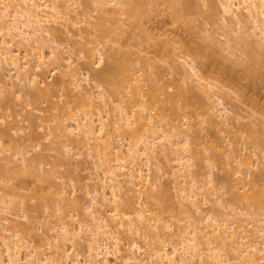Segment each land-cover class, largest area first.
<instances>
[{"label":"rangeland","instance_id":"374dc122","mask_svg":"<svg viewBox=\"0 0 264 264\" xmlns=\"http://www.w3.org/2000/svg\"><path fill=\"white\" fill-rule=\"evenodd\" d=\"M62 1L66 5L67 19L58 18L56 22L46 23L47 28H50L48 31L34 35L30 42L25 41L26 45L19 46L26 52H31L30 57L34 56L32 58L34 62L36 53L44 50L49 54V51L54 49L52 47H56L57 52L61 51L66 54L65 56L72 57V65H69L67 60H65L67 63L62 61L63 59L58 61L59 64L53 60L47 62L48 65L44 66L46 71L43 70L45 73H39L40 76L36 77L40 80L36 85L13 78L12 74L15 76L16 73L12 66H5L12 70L10 71L12 77L6 74L5 77L2 74L4 72L0 70V79L15 81L13 91L11 85L0 83V200L5 197L8 206V214H5L12 220V225L0 220V238L2 236L9 240L13 234L12 239L22 248L23 264H29L27 253L30 252L35 255L38 253L40 256L43 254L52 260L53 264H58L57 259L60 257L62 263L72 264L78 253L82 257L86 255L88 257L91 253L88 242L97 236L99 237L96 239L99 241L92 240V246L100 245L101 242L102 245L105 243L113 249L118 242L122 251L125 247H131L133 240L138 242L143 250L136 252V255L138 257L141 255L140 259L146 260L144 263L147 264L155 249H165L167 245L166 249L169 252L171 246H177L179 251L184 252L185 247H191V244H185L184 239L186 240L187 231L189 236L194 234L192 232L194 223L199 227L196 242L200 243L197 244L199 247L195 245V248L204 249L206 253L207 246L212 245L215 248L217 246L221 248L218 251L224 257L235 262L233 257L237 254L234 250L235 245L243 244L242 248L254 252L259 249L253 248V244L257 245L256 248H263L264 232L261 233L260 229L264 228V46L262 47L263 44L258 41L262 40V37L264 40V35H260L262 31L259 27H256L259 33L257 35V32H254L255 26L252 27V23L247 20L248 16L244 10L240 26L230 23L228 15L226 16V13L223 15L219 0H109L110 2L105 0L109 8L106 13L101 10L100 3L98 2V5L96 0H89L91 5L88 0H61V3ZM46 15L52 19L54 17L48 13ZM223 16L226 18L223 19ZM4 20L6 23L8 19ZM20 20L24 23L29 22L28 17L23 15ZM225 23H228V26ZM23 28L31 31L34 29L26 25H23ZM234 28H237L238 32H233ZM15 32L13 29H0V41L2 35L12 38ZM255 35L257 36L254 37ZM18 39L19 37H16L15 41ZM42 43L45 46H41ZM23 50L22 54L25 53ZM100 50L103 52L101 60L103 62L98 61ZM187 60L193 61L207 81L216 85L212 89L225 98L224 101L231 110L229 111L231 120H228L230 121L228 123L234 125V128L221 122L223 116L220 118L213 116L215 112L211 113L210 106H207L213 100L212 98L208 100L207 92L197 82L192 79L185 82L187 79H183L182 65L186 64ZM55 65L60 67L54 69ZM124 65L126 68L122 67ZM70 75L72 77L77 75V78L74 77V81L69 80ZM125 80L129 83L127 84ZM47 83L53 91L49 102L51 105L48 103L49 98L36 91ZM76 83H79L78 88ZM31 91L38 93L33 94ZM79 91L84 92V96ZM102 95L106 96L107 103L110 102L106 103L107 107L103 106L105 97ZM122 106L125 110L128 109L129 114L131 113L132 120L138 117H135L138 109L142 115L149 118L148 121V118L141 115L142 123L132 124L133 127H137H134L135 131L141 124L140 129L144 131L149 129L148 133L145 132L147 134L140 135L146 140L153 138L150 144L155 140L153 145L156 153L150 155L149 172L148 165L144 164L145 160H141L142 164L137 165L140 159L132 158L136 160L134 162L128 159V152L121 150L123 148L127 151L130 142L135 143V140L141 137L140 135L137 137L134 131L133 133L128 131L129 128L133 129L132 125L124 129L116 125L121 131L114 126L115 120H112V117L117 112L115 115L117 119L119 108ZM141 106L143 109H140ZM110 107L111 113L117 107L114 114L110 115ZM97 108L102 110L99 111L105 117L104 121L107 123L109 121L111 126L117 128L112 127L110 130V126H107L109 132L112 131L113 134L115 130L116 133L114 135L110 133L109 136L110 138L113 136V139L111 138L113 145H109L111 149L105 145L106 137L101 139V142H104L100 143L102 148L98 150L95 148L96 145L92 149L88 143L80 142L76 133L68 135L64 131L66 123H71L72 118L95 113L98 111ZM142 110L146 113L144 114ZM167 112H172L170 114L176 117L175 121L180 129L189 133L188 149H184V145H179L181 150L174 149L166 138L159 137L166 134V131H169L170 138L175 140L186 137L184 130L176 132L172 124L168 123L174 118L170 115L171 119L167 117L168 120ZM29 115L30 119L27 117ZM110 118L113 122H110ZM249 125H252L251 131L248 130ZM73 128L74 125L71 123L69 129ZM154 128L156 130L153 132ZM140 129L137 130L139 133L144 132ZM133 134L135 140L132 138ZM163 140L168 144L161 145ZM117 146L118 149L121 148L123 155L127 156V162L119 160L120 163L126 164L125 170L118 172L124 171L127 175L135 168L137 170V166L144 164L143 173L148 172L150 180L148 184V180L145 184L142 183V187L140 185L134 187L132 183L126 182L128 175H122L120 179L123 182L121 181V186L117 190L118 196L112 202L113 205L111 202L105 203L101 196L97 197L99 203L95 209H99L98 214L102 212L100 214L109 220L107 222L112 231V234H106L103 230H109L108 228L101 229L102 233L94 230L99 222L90 215L95 209L89 204L93 196L91 197V193L88 192L102 190L100 182L104 176L102 172L108 167L104 162H107L106 158L111 159L110 154H106L114 150L111 156L115 158L113 156H116ZM163 146L164 148L168 146L166 148L168 153ZM103 147L106 151L109 150L105 154L106 157L100 154L104 150ZM179 153L187 155L184 159L185 165L181 164L182 168L180 164L177 165L178 161L174 160ZM101 155L104 162H101ZM112 160L113 165L118 164L116 159ZM129 161L131 163H128ZM152 182L155 184L151 185ZM191 186L197 195L193 201L195 203L197 201V205L187 198ZM166 188L168 193L171 190L173 194L168 195ZM251 195L257 197L251 199ZM127 201H130L131 205L134 203L137 208L132 205L131 210L129 208L131 205H126ZM112 206H118L114 213L111 212ZM138 208L143 209L141 211H144L148 224L144 223L145 218L139 219ZM115 211L118 216H113ZM209 214L218 221L226 218V226L232 225L227 233L222 231V226L220 227L222 224H219L218 229L215 227L219 222L213 223L211 219L208 222L202 221ZM122 217L127 220L125 222L127 224L128 221L134 222L131 231L125 223L117 224ZM63 223L70 231L62 230ZM79 224L83 226L80 239L79 235L77 236L80 233L76 234L78 230L73 232L77 226L78 229L82 228ZM155 233L159 235L158 238ZM182 234L183 236L185 234V238L181 236ZM225 234L230 235L226 238ZM74 236L76 239H73ZM181 238H184L183 241ZM2 239L0 249L3 257L7 259ZM72 244L75 245L71 246ZM65 250L68 251V257L62 256ZM91 251L95 253L93 249ZM263 251L260 249L259 253L262 254ZM122 253L117 257L110 256L111 264H123ZM205 258L203 262L204 260L196 257L194 264H212L211 258L207 259V256ZM241 258L240 261H243V257ZM246 263L245 261L243 264Z\"/></svg>","mask_w":264,"mask_h":264},{"label":"bare ground","instance_id":"6f19581e","mask_svg":"<svg viewBox=\"0 0 264 264\" xmlns=\"http://www.w3.org/2000/svg\"><path fill=\"white\" fill-rule=\"evenodd\" d=\"M95 1V0H94ZM97 2V4H98V2L100 3V8H101V10L103 11V12H108L109 11V8H108V2L106 3L105 2V0H96ZM109 1V0H108ZM112 1V0H111ZM114 1V0H113ZM158 1V0H157ZM88 2H89V0H88ZM110 2V1H109ZM142 2V1H141ZM87 3V2H86ZM85 3V4H86ZM114 3V2H113ZM116 3H117V1H116ZM140 3V2H139ZM89 4H90V2H89ZM119 4V3H118ZM142 4V3H141ZM143 4H145V3H143ZM91 5V4H90ZM219 5H220V7L222 8V12H223V15L225 14L226 16H227V18L229 17V19H230V23H234L235 25H241V22H242V18H241V14L243 13V11L242 10H244L245 11V15H247L248 16V18H247V20H249L252 24L251 25H253L252 27H254L255 28V30H256V27L258 28L259 27V29L262 31V34L260 33V35H264L263 33H264V0H219ZM65 6V7H64ZM90 7V6H89ZM142 7V6H141ZM66 9V5H65V3L62 1V3H61V0H10V2H7L6 0H0V29L1 30H4L5 28H7L8 30H11V29H13V30H16V32L13 34V37L12 38H7V37H5V35H2V37H1V41H0V70L1 71H3L4 73H2V74H4V76H5V74L6 75H10L11 76V72L10 71H12V70H10V69H8V68H6L7 67V65H8V67L9 66H12L13 68L12 69H15L14 71H15V73H16V75L14 76L13 74H12V76H13V78L15 77V78H19L18 79V81H22V82H27V83H31V84H34L35 83V85L36 84H38V82L40 81V80H37L36 79V77L37 76H40L39 75V73L41 74L42 72H43V70H45L46 71V69H44L45 67V65L47 66L48 65V63L47 62H56L57 61V63L59 64V62L58 61H61V59H63L62 61H65V60H67L68 61V63H69V65L72 63V57L70 56V55H68V56H65L61 51H59V52H57L56 50L57 49H55L56 47H52V48H54V49H51L50 51H49V54H46L45 52H44V50L43 51H41V52H38V53H36V55H35V57H36V59H35V62H34V59L32 60V58L34 57H30L31 56V52L29 51H27L26 52V50L24 49H21V47L19 46L20 44H24V45H26V43H25V41H28V42H30V40L32 39V38H34V35H37V34H41V32H43V31H48L50 28H47V24L46 23H52L51 21H53V22H56L57 21V19L59 18H65V19H67V16H66V14H67V10H65ZM46 13H48V14H50V15H52V17H53V19L51 18V17H49L48 15H46ZM25 16V17H28V20H29V22L28 23H24V22H22L21 20H20V18H21V16ZM243 15V14H242ZM246 16V17H247ZM224 17L225 16H223V19H224ZM8 19L7 20V22H9L10 21V23H5L4 21V19ZM226 18V17H225ZM226 22H228V20L226 19L225 20ZM8 24V25H7ZM35 24V25H34ZM227 24V25H226ZM23 25H26V26H30L31 28L33 27L34 29H33V31H31V30H26V29H24L23 28ZM225 25L226 26H228V23H225ZM237 30V28H234L233 29V32H235ZM259 30V31H260ZM258 30H256V31H254V32H257ZM236 32H238V31H236ZM253 34H256V33H253ZM259 33L257 32V35H258ZM257 35H255L254 37H256ZM16 37H19V39L17 40V41H15V39H16ZM259 38V37H258ZM256 39V38H255ZM262 40H263V37L261 38ZM34 40V39H33ZM229 40V39H228ZM231 40H233V39H231ZM259 40V39H258ZM258 40H256V41H258ZM262 40H260V41H258V42H260L261 44H263L262 45V47L264 46V43L262 42ZM264 41V40H263ZM229 42V41H228ZM258 42H256V43H258ZM231 43H233V41L231 42ZM259 43V44H260ZM234 44V43H233ZM232 44V45H233ZM45 46V44L44 43H42L41 44V46ZM236 45H237V42H236ZM240 45V44H239ZM226 46V45H225ZM238 46V45H237ZM227 47V46H226ZM226 47H225V49H226ZM229 47H231V46H229ZM229 47H228V49H229ZM235 47V46H234ZM240 47V46H239ZM42 49V48H41ZM99 49V48H98ZM236 49V48H235ZM22 50L23 51H25V53H23L22 54ZM230 50V49H229ZM101 51V50H100ZM98 51V55H99V59H98V61L100 60V62H103V61H101L102 60V58H103V52L101 51ZM228 51V50H227ZM230 51H232V50H230ZM62 54H61V53ZM35 54V53H34ZM48 57H47V56ZM49 60V61H48ZM51 60H53V61H51ZM104 60V59H103ZM74 62V61H73ZM186 62V61H185ZM65 63H67L66 61H65ZM98 63V62H97ZM51 64V63H50ZM61 64V63H60ZM64 64V63H63ZM63 64H62V66H63ZM182 64H184V63H182ZM64 65H66V64H64ZM72 65V64H71ZM181 65V64H180ZM6 66V67H5ZM58 67H60V65L58 66ZM58 67H56V65H55V67H54V69L56 68H58ZM117 67V66H116ZM121 67V66H120ZM122 67H125V65L124 66H122ZM178 67V66H177ZM181 67V66H180ZM182 67H183V69H182V73H183V79L184 80H186L185 82H187V81H189V79H192L194 82H197L198 84H199V86L200 87H202L207 93V97L209 98H207L208 100H210L211 98H212V103L210 102V104L208 105L207 104V106H210V109L212 110V111H210L211 113H213V112H215L214 114H213V116H215V117H222L223 116V118L220 120L221 122H223V123H225L227 126H233V128H234V125H232V124H230V123H228V122H230V121H228V120H231L230 119V115H229V111H231L228 107H227V105H226V102L224 101V99L225 98H223L222 96H220L215 90H213L212 88H214V87H216V85L215 84H213V83H211V82H209V81H207V79L202 75V73L200 72V70H199V68H198V66L193 62V61H188L187 60V62H186V64H184V65H182ZM11 68V67H10ZM112 68H114V67H112ZM111 68V69H112ZM126 68V67H125ZM125 68H122V69H125ZM175 68V67H174ZM74 69V68H73ZM72 69V70H73ZM115 69V68H114ZM117 69H118V67H117ZM176 70V69H175ZM180 70V69H179ZM73 71H75V70H73ZM112 71V70H111ZM115 72H116V69H115ZM115 72H111V73H115ZM177 72H178V70H177ZM43 73H45V72H43ZM75 73V72H74ZM73 73V74H74ZM125 72H122V74H124ZM71 74H72V72H71ZM76 74V73H75ZM11 76V77H12ZM17 76V77H16ZM63 76V75H62ZM71 77V79L69 78V80H73L74 81V79L75 78H77V75H75V76H73L72 77V75H70ZM5 77H7V76H5ZM9 77V76H8ZM75 77V78H74ZM13 78H11V80L13 79ZM74 78V79H73ZM124 78L125 79H128L129 80V78L128 77H126V76H124ZM10 79V78H9ZM15 80V79H14ZM191 80V81H192ZM126 81V80H125ZM10 80L9 81H7V79H0V83H4V85H7V86H9V85H11L12 86V91L13 90H15L14 89V87L13 86H15V81H11L10 83ZM119 82V81H118ZM117 82V83H118ZM127 82V84L129 83L128 81H126ZM17 83V82H16ZM40 83V82H39ZM71 83V85L73 84L72 82H69V84ZM80 83V82H79ZM79 83H76V88H78V84ZM82 83V82H81ZM115 83H116V81H115ZM191 83V82H190ZM121 84V83H120ZM188 84V83H187ZM74 85V84H73ZM117 86H119V83H118V85ZM193 86V85H192ZM116 87V86H115ZM190 87H191V84H190ZM10 89H11V87H10ZM33 91H34V89H32ZM11 91V90H10ZM33 91H31V93H38V92H33ZM36 91H39V93H43L45 96H46V98L48 99H50L53 95H52V93H53V91H52V88L50 87V84L49 83H47V84H45V85H43V86H41V87H39V90H36ZM41 91V92H40ZM88 91V90H87ZM212 91H215V92H212ZM80 92V94L81 95H83L84 94V92H82V91H79ZM89 92V91H88ZM88 92H86L85 94L87 95L88 94ZM1 93V92H0ZM79 94V93H78ZM91 93L89 92V95H90ZM103 94V93H102ZM118 94V93H117ZM80 95V96H81ZM37 96V95H36ZM79 96V95H78ZM84 96V95H83ZM92 96V95H91ZM90 96V97H91ZM100 96H101V94H100ZM103 96V95H102ZM205 96V97H206ZM82 97V96H81ZM90 97H87L88 99L90 98ZM103 97H105V99H103L104 100V105L103 106H106L107 107V104H109V103H107V98H106V96L104 95ZM46 99V100H47ZM91 99V98H90ZM89 99V100H90ZM51 101V99L48 101V103ZM88 101V100H87ZM110 101V100H109ZM112 101V100H111ZM89 102V101H88ZM55 104H57L56 102H54ZM90 104L92 103V101H90L89 102ZM107 103V104H106ZM50 104V103H49ZM54 104V105H55ZM111 104L112 105H114L113 104V102H111ZM110 104V105H111ZM51 105V104H50ZM52 106H53V102H52ZM143 106V105H142ZM142 106L140 107V109H143L142 108ZM113 107V106H112ZM118 107H120V106H118ZM98 109V108H97ZM107 109V108H106ZM109 109V108H108ZM112 109H114L115 110V108H112ZM120 109V111H119V115H118V117H117V119L115 118V115H116V110H117V107H116V110L115 111H113V113H111L112 111H111V107H110V115L111 114H114V112H116L115 113V115L113 116L114 117V119H113V117H112V120H115L114 121V126H116V125H118L119 127H121L120 129H122V127H123V129H124V127H130L133 123H135V122H137V123H142V122H140V120H141V118H143V117H146V116H144V115H142V112H140L139 111V109L137 110V112H135V113H137V114H135V117L136 116H138V117H136V119L134 120H132V118H131V113L129 114L128 113V109L127 110H125V108L122 106L121 108H119ZM208 109V108H207ZM91 110V109H90ZM102 112V110L101 109H98V111H96L95 113H91V114H89V113H86L85 115H83V116H81L80 118L79 117H74V118H72V125H74V128L73 129H69V125H71V123H69V124H67L66 123V126H65V128H64V131L68 134V135H71V133H76L77 134V137H78V140L80 141V142H86V143H88L91 147H92V149H94V145H96L95 146V148L96 149H98V148H102V142H104V141H102L101 142V139L103 138L104 139V137H106L107 138V140H105V142L107 141V143H105V145L106 146H108L109 148L111 147V146H109V145H113L112 144V142H113V136L110 138L109 136H111V134H112V131L111 132H109L111 129H112V127H114V126H111L110 124H109V121H108V123H107V121H104L105 120V117L102 115V113L100 112V111ZM136 110V109H135ZM134 110V111H135ZM145 110H146V107H145ZM133 111V112H134ZM139 111V112H138ZM142 111H144V110H142ZM147 111V110H146ZM146 111H144V114L146 113ZM108 112H109V110H108ZM130 112V111H129ZM209 112V113H210ZM150 113V112H149ZM148 113V114H149ZM170 113H172V112H170ZM170 113H168L167 112V114L168 115H166V118L167 117H169L171 114ZM118 114V113H117ZM75 115V114H74ZM134 115V114H133ZM143 117H142V116ZM147 115V114H146ZM165 115V114H164ZM173 115V114H172ZM171 115V116H172ZM30 116L31 115H29V116H27L29 119H30ZM76 116H77V114H76ZM209 116V115H208ZM211 116V115H210ZM224 116H225V119H224ZM150 117V116H149ZM163 117V116H162ZM146 118H148V117H146ZM154 118V117H153ZM170 118V117H169ZM169 118H167L168 120H169ZM172 118H174L173 120L175 121V118L176 117H173L172 116ZM232 118H233V116H232ZM171 119V118H170ZM213 119H214V117H213ZM217 119V118H216ZM224 119V120H223ZM237 119V118H236ZM145 120V119H144ZM143 120V121H144ZM147 120V119H146ZM173 120H169V124L171 125L172 124V126L174 127V129H175V131L176 132H181L182 130H184V129H180V127H179V125H178V123H176L177 121H175V122H173ZM233 120H235V118L233 119ZM139 121V122H138ZM148 121H149V118H148ZM219 121V122H220ZM237 121V120H236ZM110 122H113V121H111V118H110ZM233 122V121H232ZM240 122H242V121H240ZM144 123H147V122H144ZM228 123V124H227ZM235 123V122H234ZM246 124V123H245ZM244 124V125H245ZM249 124V123H248ZM138 125H140V124H138ZM142 125V124H141ZM140 125V126H141ZM149 125V124H148ZM147 125V126H148ZM159 125V124H158ZM237 125H238V123H237ZM107 126L109 127L110 126V130L108 131V128H107ZM138 127V129H140L141 127ZM146 126V127H147ZM150 126V125H149ZM159 126H162L161 124L159 125ZM250 126V125H249ZM252 126V125H251ZM251 126L250 127H248V130L249 131H251L250 130V128H251ZM117 127V126H116ZM126 127V128H127ZM131 127H133V125L131 126ZM135 128H137L136 126H134ZM133 127V129H131V128H129L128 129V131L130 132V133H133V131H134V133L136 132L137 133V137H140L141 135L140 134H142V133H145V132H147L148 130L146 129L145 131L144 130H142V129H140V130H142V131H144V132H141V133H139L137 130L138 129H136V131H135V128ZM145 127V128H146ZM156 127H157V124H156ZM236 127H238V126H236ZM242 127V126H241ZM244 127V126H243ZM242 127V128H243ZM118 128V127H117ZM117 128H113V129H117ZM158 128V127H157ZM228 128H230V127H228ZM252 128H254V127H252ZM119 129V128H118ZM119 129V131H121ZM151 129H152V127H151ZM189 129V128H188ZM187 129V130H188ZM237 129H239V127L237 128ZM244 129H247V128H244ZM9 130V129H8ZM156 129L154 128V130H153V132L155 131ZM179 130H181V131H179ZM243 130V129H242ZM252 130H254V129H252ZM118 131V130H117ZM126 131H127V129H126ZM189 131V130H188ZM238 131V130H237ZM248 131V132H249ZM7 132V131H6ZM10 132V131H9ZM114 133L112 134V135H114V134H116L115 133V130L113 131ZM169 132V131H168ZM167 131H166V134H163L162 136L160 135V134H158V135H160L159 137L160 138H166L172 145H173V148L174 149H180L181 150V148L179 147V145H184L185 147H184V149H188V147L190 146V143H189V137H188V132L186 131V130H184V133H185V135H186V137H184L183 139H173V138H170V134L168 133ZM252 132H254V131H252ZM251 132V133H252ZM8 133V132H7ZM111 133V134H110ZM139 133V134H138ZM148 133V132H147ZM147 133H145V134H147ZM175 133V132H174ZM251 133H248V135L249 134H251ZM255 133V132H254ZM145 134H142V136H144ZM177 134V133H176ZM140 135V136H139ZM165 135V136H164ZM252 135V134H251ZM133 137V139L134 138H136L135 137V134H133L132 135ZM142 136L136 141L135 139V143L134 142H130V143H128V144H130V146L129 147H127L128 148V150L127 151H125V150H123V148H122V145H121V150L122 151H124V152H128L129 153V156H128V159L130 158L131 160H133L132 158H134V159H136V160H139L140 159V162L138 163L137 162V165H139L140 163L142 164V162H141V160H145L144 162V164H147L148 165V167H147V171L149 172V168H150V162H149V160H150V155H154L155 153H156V151H155V153H154V150H156L155 149V145H153L154 143H155V140H153V144H150V142H152V139L153 138H151V140L150 139H148V140H146L144 137L142 138ZM156 136H157V134H156ZM116 137V136H115ZM247 137H249V136H247ZM252 137V136H251ZM105 138V139H106ZM156 137H154V139H155ZM159 138V139H160ZM180 138V137H179ZM102 139V140H103ZM109 139V140H108ZM133 139H132V141H133ZM98 140V141H97ZM109 141V142H108ZM101 145V146H99V144ZM117 142V141H116ZM141 142V143H140ZM133 143V144H132ZM164 140L160 143L161 145H164ZM169 143V144H170ZM255 143V142H254ZM257 143V142H256ZM123 144V143H122ZM141 144V145H140ZM165 144H168V143H165ZM123 145H125V144H123ZM128 146V145H127ZM171 146V145H170ZM107 147V149H109ZM113 147V146H112ZM118 147L119 146H117L116 148H117V150H116V156L114 155L113 157H115V158H112V156H111V154L113 155V151L114 150H108L109 151V153H108V151H106L105 150V148H104V150H105V152H104V150L103 149H101V150H103L102 152H101V150H100V154H104V156L106 157V155H109L110 154V156H109V158L111 157V159H108V158H106V160L105 161H107V162H104V159L102 158V155H101V158H102V160H101V162H104V163H107V166L108 167H105V170L103 169V175L104 176H102L103 178H102V181H100L101 182V186H102V190L101 191H98V190H94V191H92V192H88V194H90L91 193V197H92V200H91V202L89 203L91 206H92V208L93 209H95L96 207H97V205H98V203H99V201L97 200L98 198L97 197H99V196H101L102 198L101 199H103L104 201H105V203L107 202V204L109 203L110 204V202H111V204L113 205V201H115L116 199H117V196H118V193H117V190H119V188H120V186H121V179H120V177L122 176V175H124V176H127L126 177V182H129V183H132L133 185H134V187L135 186H141L142 187V183H144L145 184V182H147V180H148V182H147V184L149 183V180L150 179H148V177H149V175H148V172H146V174H144L143 172H144V168H142V167H144V164H143V166H137V170H130L131 171V173L130 172H128L129 174H127L126 175V173H124V171L123 172H118L119 170H121L122 171V169H124L126 166V164H123V163H120L121 161L122 162H127V156H124L123 155V153H122V151L120 150V149H118ZM172 147V146H171ZM162 148H164V146L162 147ZM166 148H168V146L166 147ZM166 148H164V150L166 149ZM170 148V147H169ZM172 148V149H173ZM247 148V147H246ZM111 149V148H110ZM114 149V148H113ZM172 149H171V151H172ZM245 149V148H244ZM243 149V150H244ZM99 150V149H98ZM120 150V151H119ZM238 150V149H237ZM240 150V149H239ZM246 150V149H245ZM166 151H167V149H166ZM165 151V152H166ZM251 151V150H250ZM252 152V151H251ZM106 153H108V154H106ZM115 153V152H114ZM127 153V154H128ZM167 153H168V151H167ZM178 153V152H177ZM239 153V152H238ZM249 153V152H248ZM258 154H260L259 152H257ZM106 154V155H105ZM251 154V153H250ZM257 155V154H256ZM103 156V157H104ZM187 156V155H186ZM185 154L183 155V154H181V153H179V155H176L175 156V158H174V160H176V162H177V165L179 166V164H180V166H181V168H182V163H183V165H185L184 164V159H185ZM244 156V155H243ZM248 156V155H247ZM250 156V155H249ZM108 157V156H107ZM114 160V159H116V161L118 162V164L117 165H113L112 164V162H111V160ZM182 159H183V161H182ZM112 160V161H113ZM119 160H120V162H119ZM126 160V161H125ZM130 160V161H131ZM136 160L134 161V162H136ZM128 162V163H133V161H131V162ZM152 161V160H151ZM180 161V162H179ZM149 162V163H148ZM102 164V163H101ZM132 165V164H131ZM104 166H106V164L104 165ZM130 166V165H129ZM133 166H135L134 165V163H133ZM191 166H192V164H191ZM104 168V167H103ZM128 168V167H127ZM181 168H180V170H181ZM151 169H152V166H151ZM1 170V169H0ZM125 170V169H124ZM179 170V169H178ZM195 170V169H194ZM128 171V170H127ZM134 171H136V172H138V173H135ZM236 171V170H235ZM193 172V171H192ZM196 172V171H195ZM132 173H134V174H132ZM212 173H213V171H212ZM212 173H211V175H212ZM237 173V172H236ZM154 174V173H153ZM214 174V173H213ZM234 174V173H233ZM155 175V174H154ZM142 177H145L144 179H141ZM150 177H151V175H150ZM212 178V177H211ZM225 178V177H224ZM100 179V178H99ZM156 179V178H155ZM152 180H154V179H152ZM237 180H238V178H237ZM144 181V182H143ZM211 181H214L213 179H211ZM123 182V181H122ZM151 182V181H150ZM155 182V181H154ZM157 182V181H156ZM155 182V183H156ZM128 183V184H129ZM155 183H150L151 185L153 184H155ZM149 184V185H150ZM132 185V186H133ZM194 185V184H193ZM192 185V186H193ZM147 186V185H146ZM192 186H191V188H190V190H189V192L188 191H186V189H185V191L186 192H188V193H186V194H188L187 195V198H189L190 199V201H195L196 200V197L195 196H197L196 195V192L194 193L193 191H194V187L192 188ZM140 187V188H141ZM133 188V187H132ZM131 188V189H132ZM139 188V189H140ZM169 188V187H168ZM168 188H166V193H168L167 192V189ZM165 189V188H164ZM254 189V188H253ZM108 190H110L109 192H110V194H109V192H108ZM135 190H136V188H135ZM184 190V188H182V191ZM171 191V190H170ZM169 191V193L171 194V192ZM252 191V190H251ZM245 192H247V191H245ZM169 193H168V195H169ZM249 193H251V192H249ZM173 194V193H172ZM171 194V195H172ZM255 194V193H254ZM238 195V194H237ZM257 195V194H256ZM185 196V195H184ZM183 196V197H184ZM239 196H241V195H239ZM170 197V196H169ZM252 197H254V196H252L251 195V199H252ZM255 197H257V196H255ZM254 197V198H255ZM1 198V197H0ZM3 198V200L1 199L0 200V220H2L3 222L4 221H7L8 222V224H11L12 225V220L8 217V206L6 205L7 204V201L4 199L5 197H2ZM258 199V198H257ZM256 199V200H257ZM102 200V201H103ZM237 201H238V199H237ZM258 201H260V200H258ZM257 201V202H258ZM1 202H2V204H1ZM252 202H254V201H252ZM256 202V203H257ZM104 203V204H105ZM193 203H195V202H193ZM106 204V205H107ZM134 204V203H133ZM132 204V205H133ZM196 205H197V201H196V203H195ZM102 205V204H101ZM126 205H128V206H130L131 205V203H130V201H127L126 202ZM132 205L129 207V208H131V210L133 209V207L135 206V205H133V207H132ZM261 205V204H260ZM262 205H263V203H262ZM111 206V205H110ZM107 207V206H106ZM113 207V206H112ZM118 207V206H117ZM117 207H113L112 209H111V212L112 213H114V210H116L117 209ZM136 207V206H135ZM258 207H260V206H258ZM99 208V207H98ZM111 208V207H110ZM137 208V207H136ZM263 208V207H262ZM135 209V208H134ZM142 209V208H141ZM141 209H139L138 208V210H137V212H138V217H139V219H143V218H145L144 217V211L142 212L141 211ZM99 210V209H98ZM98 210L97 209H95V210H93L91 213H90V215H92V216H94L93 217V219L94 220H97L96 222H99L98 224H96V226L94 227L95 229V231H97V232H101L102 230L101 229H105V228H108L109 229V226H110V224L107 222V218H105V216H103V215H101L100 213H102V212H100L99 214H98ZM143 210V209H142ZM262 211H263V209H261ZM90 212V211H89ZM88 212V213H89ZM117 211H115V214L113 215V216H118V213H116ZM137 212H135V214L137 213ZM5 213H7V214H5ZM25 213V212H24ZM23 215V214H22ZM24 215H26L27 216V214H24ZM25 216V217H26ZM111 216V215H110ZM120 216V215H119ZM122 216V215H121ZM124 216V215H123ZM128 216V215H127ZM125 217V216H124ZM109 218H111V217H109ZM118 218V217H117ZM121 218V217H120ZM123 218V217H122ZM124 219V218H123ZM119 220V223H117V224H124L126 221H125V219L124 220ZM209 219H211V221L213 220V223L214 222H219V223H216L217 224V226H215L216 228L217 227H219V224H222V225H220V227L222 228V231L225 233H227V231H228V229H230V227L232 226H226V218L222 221V220H220V221H218V219L217 218H215L214 216H210V214L209 215H206L205 217H204V219H202V221H206L207 220V222H208V220ZM116 220V219H115ZM117 220V221H118ZM144 220V223L145 224H148V222H147V220H146V218L145 219H143ZM142 220V221H143ZM93 221V220H92ZM109 221V220H108ZM114 221V220H113ZM201 221V220H200ZM199 221V222H200ZM66 222V221H65ZM64 222V223H65ZM147 222V223H146ZM194 222V221H193ZM210 222V221H209ZM228 222V221H227ZM64 223L61 225L63 228H62V230L63 231H66V229L68 230V231H70V228H65L66 226H67V224H66V226L64 225ZM133 223L134 222H130V221H128V224L127 223H125L126 225H128L127 227H128V229H130V231L133 229ZM212 223V224H213ZM231 223H233V222H231ZM112 224V223H111ZM193 224V223H192ZM248 224H250V223H248ZM69 225V224H68ZM80 225V224H79ZM112 225H114V224H112ZM111 225V226H112ZM121 225V226H122ZM230 225V224H229ZM71 226V225H70ZM80 226H82V225H80ZM125 226V225H124ZM189 226V225H188ZM207 226V225H206ZM210 226H211V224H210ZM69 227V226H68ZM75 227V226H74ZM116 227V226H115ZM120 227V226H119ZM126 227V228H127ZM209 227V226H208ZM219 227V228H220ZM264 227V226H263ZM80 228V227H79ZM207 228V227H206ZM216 228H214L212 231L213 232H215V229ZM262 228V227H261ZM89 229H91V227H89ZM111 229V228H110ZM110 229L109 230H103L104 231V233H110V234H112L111 232L112 231H110ZM115 229V228H114ZM121 229V228H120ZM218 229V228H217ZM77 232H76V231ZM82 230H83V226H82V228H80V229H78V226H77V228L76 229H74L73 230V232L75 231L76 232V234L77 233H80V234H77V236H78V238L80 237L81 238V232H82ZM101 230V231H100ZM187 230V229H186ZM199 230V227L197 226V224H195L194 223V225H193V229H192V232L194 233L192 236H189V234H187L188 233V231L186 232V235L187 236H185V234H184V236L186 237V240L184 239L185 237L183 236V234L181 235V236H183L184 238H181L182 239V241H183V239H184V242H186L185 244H191L192 246L190 247L189 246V248H186L185 247V250L186 251H179V248L177 247V246H171V252L169 251L168 252V250L166 249V247H168L167 245H166V247H164L165 249H158V250H154L152 253H151V256H150V253H149V256L151 257V259H153V257L152 256H154L155 258L153 259V260H151V259H149L150 261H149V263H147V264H194L195 262V258L197 257V258H199V259H201V260H204L203 262H205V256H207L208 258L207 259H209V258H211V261H212V264H243L245 261L247 262L246 264H258L259 262V264H264V251L262 252V254L261 253H259V250L261 249V251L262 250H264V246H263V248H256V244H253V248H255V249H259V250H256L255 252L253 251H248V249L247 248H242V245H240V243L239 244H237V245H232V247L234 246V250H235V253L237 252V254H236V256H233L234 257V260H236L235 262L234 261H231V259H229V258H226V257H224V255L223 254H221V252L220 251H218V249H220L221 250V248H217V246H216V248H215V246L213 247L212 245H209V246H207V249H208V252L206 253V251L203 249H196L195 248V245H196V247L198 248L199 246H197V244L199 243V242H196V233H197V231ZM259 230V229H258ZM81 231V232H80ZM92 231H93V228H92ZM102 231V232H103ZM205 231V230H204ZM209 231V230H208ZM260 231H261V233H263L264 232V228H262V230L260 229ZM259 231V232H260ZM263 231V232H262ZM67 232V231H66ZM65 232V234H67L68 235V233H66ZM94 232V231H93ZM93 232H92V234H93ZM97 232H96V234H97ZM101 232V233H102ZM116 232V231H115ZM126 232H128V231H126ZM125 232V233H126ZM184 233H185V231H183ZM130 232H128V234H129ZM132 233V232H131ZM157 233V232H156ZM156 233H155V235H156ZM182 233V232H181ZM190 233V232H189ZM204 233H206L207 234V232H204ZM233 233V232H232ZM71 234V233H70ZM73 234V233H72ZM135 234V233H134ZM158 234H159V232H158ZM157 234V235H158ZM205 234V235H206ZM235 234V233H234ZM243 234V233H242ZM11 235V234H10ZM74 235H75V233H74ZM90 235H91V233H90ZM154 235V236H155ZM156 235V237L158 238V236ZM229 235L230 234H225V237L226 238H228L229 237ZM231 235H233V234H231ZM4 236V235H3ZM106 236V235H105ZM104 236V237H105ZM109 236V235H108ZM115 236V235H114ZM234 236V235H233ZM7 237V236H6ZM11 237V236H10ZM12 237H13V234H12ZM12 237L11 238H9V240H8V238L6 239L5 237L3 238L2 236H1V238L0 239H2V244L4 245V247H5V250L7 251V259L6 258H4L3 256V254H2V251H1V249H0V264H23V254H22V248L21 247H19V244H18V242L17 241H15V240H13L12 239ZM67 237H69L70 238V236L68 235ZM75 237V236H74ZM97 237H99V236H97ZM96 237V238H97ZM224 237V238H225ZM239 236H237V238H238ZM262 237V236H261ZM77 238V239H78ZM79 238V239H80ZM93 238V237H92ZM96 238H93V239H90L91 241V243L90 242H88L89 243V246H88V249H90V254L88 255V257H87V255L86 256H84V257H82V255L80 256V255H76L75 256V258H74V260L72 261V264H111V261H112V257L114 256H116L117 257V255L118 254H121L122 252V258H123V260L122 261H124L123 262V264H145L146 262V260L145 261H143V259H140V256L138 257L137 255H136V252H142V250H143V247L141 246V245H139L138 244V242H135L134 240H133V242L131 243V247H129L128 246V248H126L125 247V249H124V251H122L121 249L122 248H120V246L121 245H118L117 243L118 242H116L115 243V246L113 247V249L110 247V246H108L107 244H101V242H100V245H97V244H99L98 242H97V246H92L91 244H93L92 243V240H94V239H96ZM103 238V237H102ZM116 238V237H115ZM118 238V237H117ZM231 238V237H230ZM235 238H236V236H235ZM10 239H12V240H10ZM71 239V238H70ZM73 239H76V237L75 238H73ZM105 239V238H104ZM103 239V240H104ZM131 239V238H130ZM241 239V238H240ZM244 239V238H243ZM132 240V239H131ZM232 240V242H234L233 241V239H231ZM75 241H77V240H75ZM96 241H99V240H97L96 239ZM96 241H94V242H96ZM116 241H117V239H116ZM208 241V240H207ZM257 241V240H256ZM231 242V243H232ZM242 242H243V240H242ZM78 244H79V242H77ZM119 243H120V241H119ZM183 243V242H182ZM210 243V242H209ZM234 243H236V242H234ZM238 243V242H237ZM244 243H245V241H244ZM95 244V243H94ZM184 243H183V245L182 246H184L185 245ZM200 244V243H199ZM198 244V245H199ZM208 244V243H207ZM264 244V243H263ZM75 244H72L71 246H74ZM80 245V244H79ZM186 245V246H187ZM230 245V246H231ZM21 246V245H20ZM248 246V245H247ZM250 246V245H249ZM261 246V245H260ZM259 246V247H260ZM244 247V246H243ZM245 247H246V245H245ZM251 247H252V245H251ZM183 248V247H182ZM94 250V252L95 253H93V251H91V250ZM214 249H216V250H214ZM184 250V249H183ZM209 250H210V252H209ZM250 250V249H249ZM119 252V253H118ZM151 252V251H150ZM180 252H182V254L180 253ZM33 253H34V251H33ZM93 253V254H92ZM43 255V254H42ZM40 256L38 253L35 255V254H32L31 252L28 254L27 253V257H28V259H29V264H53V262H52V260L50 261V259L47 257L46 258V256ZM62 256L63 257H68V251L67 250H65L63 253H62ZM91 256V257H90ZM110 256H112V257H110ZM119 256V255H118ZM93 257H97L96 259L97 260H94V258ZM149 257V258H150ZM232 257V258H233ZM241 257H243V261H240V258ZM93 258V259H92ZM121 259V258H120ZM242 259V258H241ZM62 257H60L59 259H57V262H58V264H68L67 262H65V263H62ZM233 260V259H232ZM152 261V262H151ZM56 262V261H55ZM145 262V263H144ZM258 262V263H257Z\"/></svg>","mask_w":264,"mask_h":264}]
</instances>
